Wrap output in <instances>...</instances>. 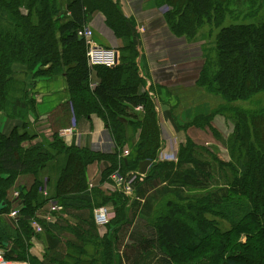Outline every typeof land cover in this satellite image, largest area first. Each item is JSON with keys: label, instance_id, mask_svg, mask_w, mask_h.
Returning <instances> with one entry per match:
<instances>
[{"label": "trees", "instance_id": "trees-1", "mask_svg": "<svg viewBox=\"0 0 264 264\" xmlns=\"http://www.w3.org/2000/svg\"><path fill=\"white\" fill-rule=\"evenodd\" d=\"M60 1L65 5L58 0H0V113L14 122L8 133L0 130V245L5 259L28 264H264V107L250 111L232 106L264 92V17H256L264 0H240L251 10L229 23L225 16L237 12L229 7L234 0H154V7L169 9L162 15V24L176 37L190 36L208 18L218 30L217 70L207 83L228 103L223 109L232 117L233 131L226 141L217 138L229 151V162L215 158L214 165L209 150L190 140L179 151L176 164L156 161L161 147L156 104L143 91L138 37L133 21L120 7L113 0ZM223 5L230 8L228 15ZM212 10L215 17H203ZM94 12L103 16L104 26L122 45L112 68H89L84 41L76 35ZM28 77H62L68 95L60 113L48 118L50 139L41 135L36 143L28 118L35 113L26 90ZM91 80L95 83L90 88ZM139 107L142 111L132 116L130 112ZM91 115L107 128L113 143L110 153L66 144L59 136L60 130L70 127L72 116L78 122ZM201 119L195 118L191 126L200 127ZM131 146L129 155L122 158L123 150ZM145 160L151 166L143 181L161 180L155 187L161 192L166 186L174 189L166 202L150 206L157 211L154 220L149 219L148 206L139 204L146 250L132 244L127 247L130 253L119 255V233L133 225L136 213L132 212L139 205H128L121 193H107L98 186L109 182L113 173L138 172ZM185 164L190 165L188 169L183 168ZM93 165L100 172L88 189ZM206 181L225 190L221 199L222 191H209L203 185ZM48 200L63 212L54 225L42 223L44 231L64 241V247L57 255L45 251L39 260L29 254L27 241L36 237L30 227L32 217ZM93 204L110 205L116 213L103 236L97 233L93 216L85 214ZM214 205L215 216L228 226L215 222L212 227L205 221L203 214L214 212L204 211ZM11 206L17 211L18 227L2 217Z\"/></svg>", "mask_w": 264, "mask_h": 264}, {"label": "rangeland", "instance_id": "rangeland-1", "mask_svg": "<svg viewBox=\"0 0 264 264\" xmlns=\"http://www.w3.org/2000/svg\"><path fill=\"white\" fill-rule=\"evenodd\" d=\"M259 1V0H257ZM153 4L154 0H150ZM260 2V1H259ZM60 5H65L64 1L58 0ZM67 3V2H66ZM245 1L234 0L231 6V9H236L237 12L229 16H225V23L232 22V19L235 16L243 17L248 13L251 8L249 6H244ZM65 8L64 6H61ZM134 10L137 13V17H127L133 21L134 30L137 34L138 40L135 42L139 49L147 51V55L150 58L151 71L147 73L142 70L139 71L140 77L145 80V88L143 91L148 92L150 90V84L147 86V82L151 79H154L155 86H151L152 90L158 91V88L163 92V99L159 101H154L156 104L155 109L158 114V123L161 130V147L157 151L156 161L160 162H171L176 164L178 162L179 151L181 148L186 145V141L190 140L195 146L206 148L211 153L210 162L215 164V158L217 161L223 163H228L230 160L229 151L223 145L222 141H226V138L233 131V123L231 122V115L226 113L227 109H223L226 104V101L223 100L221 94L217 92L215 86L211 85L209 82L212 81L215 72L217 70V54H216V34L217 29L215 27V22L212 19H204L201 24L197 25L194 32L188 37L174 36L163 26L162 22L164 21V13L169 9L166 7L156 8L151 7L150 11L141 13V6L134 5ZM145 7H142V9ZM224 15H228V7L225 5L222 6ZM253 9V8H252ZM261 10V11H260ZM228 13V14H227ZM238 13L239 15H236ZM203 17H215V12L213 10L207 14H203ZM256 17H264V5L259 9ZM239 20H241L239 18ZM101 24V23H99ZM85 26H89L87 23ZM103 26V25H102ZM96 37L94 36V41L105 47L114 49L117 53V56L120 57V52L122 45L119 40L115 38L113 33L107 28L104 32V28L96 29ZM110 32V35L106 33ZM96 38V40H95ZM100 40V41H99ZM140 54V51H139ZM140 56V55H139ZM144 54H141L143 58ZM139 62V57L137 58ZM139 63L137 66L139 67ZM92 69V68H91ZM33 77V76H32ZM32 77L29 80L33 79ZM40 78V77H38ZM37 79V78H34ZM29 80L26 82V86L29 84ZM207 81H209L207 83ZM94 81L91 80L90 88L93 87ZM150 82V81H149ZM148 87V88H147ZM158 87V88H157ZM160 92V91H158ZM156 93V92H155ZM149 94V92H148ZM152 100L154 97L152 94H149ZM165 105L166 107H162ZM240 107L244 110L254 111L259 107H264V92L258 93L251 101L247 102H236L232 106ZM164 108V111L163 109ZM136 111V112H135ZM130 112L132 116H135L134 113L141 112L142 110H135ZM32 118L29 119L31 123V130L38 133L39 138L42 133H45L48 129L47 119H40L37 116V113H33ZM202 117L199 125L200 127L191 126L193 120L196 118ZM13 121L9 119L5 113H0V130L8 133L12 130L11 125ZM50 124V123H49ZM251 124V123H250ZM203 126V129H201ZM222 136V141H219L217 138ZM45 137V135H43ZM46 139H50L46 137ZM137 143L134 139V145ZM133 145V146H134ZM133 147H126L124 150L130 151ZM123 150V151H124ZM207 170H211L210 163H207ZM190 165H183L184 169H188ZM215 172V170H214ZM134 178L131 181V193L126 196L121 189L117 188L111 180L109 182L105 181L99 184L98 188L107 193H121L126 199L128 205H141L145 204L148 206V211L151 213L150 220H154L156 217V212H152V207L167 201L168 194L174 188L164 187L165 189L161 192V189H155L158 183L161 180L157 181H143L144 176L136 175L137 172H132ZM128 174V173H127ZM198 179L200 174L197 175ZM204 181L202 180V183ZM91 185V187H89ZM205 187L209 186V181H206L203 184ZM164 186V185H163ZM93 184L89 183L88 189H92ZM160 193H157V191ZM209 191L220 190L221 197L223 196V191L220 188H215L209 186ZM45 191V190H44ZM42 191V195L43 192ZM208 191V192H209ZM47 192V191H46ZM146 192V193H145ZM145 193V194H144ZM187 193V192H184ZM146 195V196H144ZM44 196V195H43ZM45 197V196H44ZM48 197V196H47ZM146 197L148 202L146 203ZM46 198V197H45ZM53 200H48L46 207H43L40 212H43L41 215L37 214L32 217V220L37 221L41 224V221L46 217V212L50 215V207ZM139 208L132 213L135 214L134 223L132 226H129L126 230H123L122 233H119V246L118 251L120 253H130V249L127 248L134 244L136 247L138 245H143L146 250L148 243L145 240L144 233V222L141 219V214L139 213ZM145 205V206H146ZM105 207L110 213V221L115 218L116 213L112 206L108 205H92L89 210L85 212L86 215L89 214V217L94 215V211L98 208ZM134 209V208H133ZM208 211H213L214 214L211 215L206 213ZM203 218L206 222L210 223L212 227H215V222L222 224L223 226H228V224L223 221L221 217L215 216V205L213 208L205 210ZM51 219L53 216H49ZM142 220V221H141ZM226 223V225L224 224ZM42 225V224H41ZM43 226V225H42ZM44 229V228H43ZM97 233L101 236L106 232L105 228H97ZM37 237V236H36ZM240 241L242 243L246 242L245 236H241ZM210 243L215 244V239H211ZM125 247H123V245ZM128 245V246H127ZM146 255V251H143ZM243 254V253H242ZM121 255V254H119ZM212 253L207 254V257H210ZM151 264H160L159 261H150ZM213 264V263H212Z\"/></svg>", "mask_w": 264, "mask_h": 264}, {"label": "crops", "instance_id": "crops-1", "mask_svg": "<svg viewBox=\"0 0 264 264\" xmlns=\"http://www.w3.org/2000/svg\"><path fill=\"white\" fill-rule=\"evenodd\" d=\"M113 1L120 7L121 11L126 17H137V13L133 8L134 5L141 6V13L150 11V9H152L151 7H154V4L150 2V0H113ZM142 7H145V9L144 8L142 9ZM87 17H90L87 20V23L89 24V26L93 27L92 30H93L95 37H96L95 31H97L96 29L104 28L103 33H105L106 27L104 26L103 16L100 13L94 12L92 13V15L88 14ZM106 33L110 35L109 31H106ZM139 51H140V54H139L140 56H139V62L137 61V64L139 63L140 65L138 69L141 72L142 70H144L147 73H149L151 71V63H150V58L147 55L146 48H145V51L141 48L139 49ZM142 53L144 54L143 58L141 57ZM29 79L30 78H26V82ZM149 81L147 82V86L149 84H150V87L151 86L153 87L156 85L154 83V79H151ZM93 83H95V81ZM152 87L150 88L151 90L148 89V92L149 94L153 95L154 97L153 101H159V99L162 100L164 97L163 92L165 90L163 89L162 91L159 90L160 92L155 90L156 92L155 93L152 90ZM26 90L28 92V98L34 101L35 112L37 113V116L40 118L37 121H40L41 119H44L46 121L47 119V123H48V118H51L53 114L60 113L59 112L60 107L66 104L68 101V95L66 92L65 83L62 77H57V78L40 77L37 79H31V81L29 80V84L26 86ZM162 107L165 108L166 106L163 105ZM164 108H162L163 111H164ZM32 114L33 113H30V115H28L29 119L32 118L31 117ZM11 125H14V122ZM50 129H51L50 124L48 123V129L45 132V133H48V135L43 134V133L42 135H45V137L50 138V135H51ZM67 129H72L71 134H62V132ZM67 129L60 130L59 132V136L65 141L66 144L74 143L77 146L86 147L93 151L103 152V153H110L113 149V143L109 136L107 128L105 127L102 120L99 119L95 115H91L87 119H81L78 122H76L74 117L72 116L70 120V127H68ZM36 135H37L36 141H33V143L41 141V138H39L38 136L39 134L36 133ZM99 172H100V168L97 165H93L89 169L88 171V175H89L88 179L90 181L89 183H92L91 181L96 180V177L98 176ZM12 209L13 208L11 206V211H9L8 214L3 215L2 217L5 220L12 221L14 224V227L15 226L18 227V225H16V218L10 216V214L13 212ZM62 212L53 214L52 215L53 218L50 219L51 217H49L48 215L49 213L47 211L46 217L41 221V224L44 223V224L54 225L56 218L59 215H62ZM42 213L43 212H40L39 214L41 215ZM68 222H71V221H68ZM59 226L61 225L57 226L58 229H59ZM41 227L44 228L42 225ZM64 234L65 233L62 234L61 236L62 238ZM63 243L64 241L62 242L57 237L50 236L43 229V233L41 235L34 237V238H30V240L27 241L28 252L31 256L41 260L43 258L45 251L47 250L50 251V253H54V255L61 253L64 247ZM125 245L126 244H124L123 247H125ZM9 249H11L10 245L7 246V250ZM118 254H119V251H118ZM120 254L122 255V253ZM8 262L9 264H28L26 261H12V262L8 261Z\"/></svg>", "mask_w": 264, "mask_h": 264}, {"label": "built area", "instance_id": "built-area-1", "mask_svg": "<svg viewBox=\"0 0 264 264\" xmlns=\"http://www.w3.org/2000/svg\"><path fill=\"white\" fill-rule=\"evenodd\" d=\"M76 35L79 39L84 41L85 47H86V58H87V64L89 68H94L97 66H103L107 68H112L117 65L118 62V56L117 53L114 51V49L105 48L103 46H100L94 41V33L91 28L88 26H84L83 28L77 30ZM141 108H136L135 110H140ZM72 129H67L62 132V134H71ZM129 155L128 150H124L122 152V158H126ZM136 175H140L138 172ZM134 178L133 173L130 172L126 174L125 176L120 175L118 172L113 173L111 175V180L114 183V185L121 189L122 192L127 196L131 193V181ZM91 187V185L89 186ZM17 196V193L14 194ZM43 195L45 197L48 196L47 192L44 191ZM63 209L60 205L53 202L51 203L50 207V215L60 213ZM109 212L105 207L98 208L94 211L93 219L94 223L97 228H105L110 221ZM11 217L17 216V211H13L10 214ZM51 219V218H50ZM30 227L32 229L33 235L38 236L43 233V228L41 225L35 221H30ZM34 238V237H33ZM0 264H9V262L5 259L4 249L0 245Z\"/></svg>", "mask_w": 264, "mask_h": 264}, {"label": "water", "instance_id": "water-1", "mask_svg": "<svg viewBox=\"0 0 264 264\" xmlns=\"http://www.w3.org/2000/svg\"><path fill=\"white\" fill-rule=\"evenodd\" d=\"M151 166V161L145 160L139 163L138 173L140 175H146L148 172V168Z\"/></svg>", "mask_w": 264, "mask_h": 264}]
</instances>
